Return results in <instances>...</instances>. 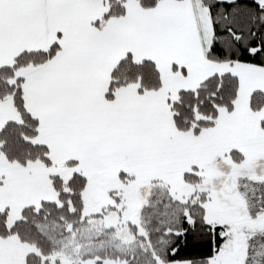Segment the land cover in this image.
Here are the masks:
<instances>
[{
	"label": "snow or ice",
	"instance_id": "6c2138e0",
	"mask_svg": "<svg viewBox=\"0 0 264 264\" xmlns=\"http://www.w3.org/2000/svg\"><path fill=\"white\" fill-rule=\"evenodd\" d=\"M0 264H264V0H0Z\"/></svg>",
	"mask_w": 264,
	"mask_h": 264
}]
</instances>
